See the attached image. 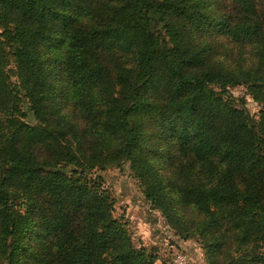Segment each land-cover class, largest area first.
<instances>
[{"label":"trees","instance_id":"16d2710c","mask_svg":"<svg viewBox=\"0 0 264 264\" xmlns=\"http://www.w3.org/2000/svg\"><path fill=\"white\" fill-rule=\"evenodd\" d=\"M0 25V94L11 55L41 120L1 108L0 264H156L86 171L124 161L210 264H264V0H0ZM240 83L257 117L223 96Z\"/></svg>","mask_w":264,"mask_h":264},{"label":"rangeland","instance_id":"374dc122","mask_svg":"<svg viewBox=\"0 0 264 264\" xmlns=\"http://www.w3.org/2000/svg\"><path fill=\"white\" fill-rule=\"evenodd\" d=\"M7 59L4 70L8 90L7 93L0 94V114L5 113V110H1L4 104L9 106V110L16 104L18 109L14 111L15 116L30 124H38L41 120L31 110L29 94L21 86L25 82V78L19 74L13 57L8 55ZM58 71L48 70L53 79L55 103L61 106L59 112L66 111L71 114L73 109L78 114V109L74 108V106H70L67 109V106L63 103L64 98L58 92L62 84ZM214 86L219 88L216 84ZM12 87L13 91H11ZM53 90H50V93H53ZM224 95L232 97L233 102L238 107H242L249 114L257 117L262 103L253 99L245 84L227 85L226 91L223 93ZM49 108H52L51 104L48 108L45 107L42 114L44 120L42 121H46L50 126L55 128L61 127L64 124L66 116L62 115L63 119H58V112H52ZM22 112L24 115L22 114L21 116L20 113ZM152 161L154 166L163 175L169 176L172 174L173 165L169 163V153L165 149L164 144H160L157 147ZM64 165L66 170H70L72 167L71 164ZM1 166L7 167L6 164H2ZM86 171L89 172L88 175L91 177L98 176L97 180L100 181L102 187L114 197L113 216L120 217V219L126 222L132 242L136 247L144 246L149 252L157 256L155 259L156 264H167L168 259L166 254L167 252L170 254L169 248L172 249L173 247L186 252L193 264H210L206 248L197 236V233H192L189 229H186L182 222L179 224L182 227H177L160 210L150 205V201L144 197L140 179L134 175L129 161H124L120 165L106 164L105 166H94ZM37 195V193H34L35 197ZM37 198L42 199V197ZM35 243L31 241V246L33 247ZM27 263L33 262L28 261Z\"/></svg>","mask_w":264,"mask_h":264},{"label":"built area","instance_id":"2783aa9c","mask_svg":"<svg viewBox=\"0 0 264 264\" xmlns=\"http://www.w3.org/2000/svg\"><path fill=\"white\" fill-rule=\"evenodd\" d=\"M170 254L167 252V264H193L190 259L188 258V255L186 252L176 249L173 247L172 249L169 248Z\"/></svg>","mask_w":264,"mask_h":264}]
</instances>
